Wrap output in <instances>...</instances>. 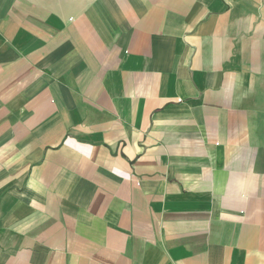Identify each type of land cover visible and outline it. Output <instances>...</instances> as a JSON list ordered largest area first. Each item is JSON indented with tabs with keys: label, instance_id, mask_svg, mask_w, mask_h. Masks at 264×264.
Here are the masks:
<instances>
[{
	"label": "crops",
	"instance_id": "1",
	"mask_svg": "<svg viewBox=\"0 0 264 264\" xmlns=\"http://www.w3.org/2000/svg\"><path fill=\"white\" fill-rule=\"evenodd\" d=\"M0 264H264V0H0Z\"/></svg>",
	"mask_w": 264,
	"mask_h": 264
}]
</instances>
